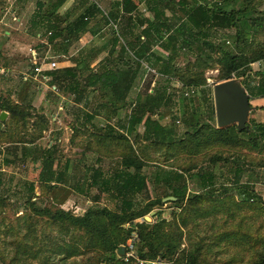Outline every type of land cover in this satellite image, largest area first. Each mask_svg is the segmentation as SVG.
Returning a JSON list of instances; mask_svg holds the SVG:
<instances>
[{
  "label": "trees",
  "instance_id": "16d2710c",
  "mask_svg": "<svg viewBox=\"0 0 264 264\" xmlns=\"http://www.w3.org/2000/svg\"><path fill=\"white\" fill-rule=\"evenodd\" d=\"M36 1L37 11L33 16V25L49 30L51 34L47 42L54 45L60 38L63 42L70 41L74 34L77 35V39L81 38L90 31V20L98 13L103 14L106 22L113 24V47L109 50V55L99 61L98 71L88 72L87 69L90 68L96 56L83 53L80 54V59L73 61V65L69 67H57L43 71L52 85H55L59 91L62 90L64 94L73 96L77 103L83 101L88 88L97 89L96 86H98L102 93L108 96L107 102L101 105L106 104L109 113L115 114L119 107L121 110L126 106L127 97L124 94L120 98L117 97L113 91L114 87H119L126 82L124 93L127 94V91L134 89L141 76L140 70L144 68L146 71L143 62H148L150 66H153L155 62L159 63L161 66L159 72L166 81L176 80L183 86L194 90L196 87L206 86L207 88L209 83L206 71L217 68L219 70L217 83L235 78L240 79L252 100L264 98V71L261 74L256 73L261 75L257 84H251L249 81L252 64L264 62V42L255 38L256 35L264 32V17H261L263 22L258 23L255 18L248 17L247 7H236L235 0H145L151 16L137 11L138 8L133 10L131 6L134 0H118L113 8L108 7L110 11L107 13L100 6L98 2L100 0H82L84 11L66 27H62L61 23L70 18L72 10L70 9L65 16L61 15L59 10L67 0ZM168 11L170 15L167 14ZM256 25L259 28L254 32L251 40L250 35ZM219 31H224V34L223 37L217 38L214 32ZM120 43V56L130 57L132 63L127 62L119 66L117 60L112 58L115 45ZM153 44L159 45L169 55L164 57L154 53ZM181 55L187 59L184 66L179 65L177 61ZM35 58L37 59L38 55ZM134 63H136V68H134ZM27 80L30 81L26 79L21 95L29 86L30 82ZM208 90L206 89L207 94L204 95L207 102V116L214 121L216 114L214 97L211 94L212 91ZM23 99L24 97L20 96V102ZM136 101V111L127 115L125 125H123L127 133H120V144L125 141L131 144L129 136L137 134L139 126L144 122V137L151 140L154 145L163 147L166 144L162 143V139L176 132L173 129L166 130L160 123V119L162 120L169 114L166 109H169L172 103L175 104V95L169 94L168 88L162 86L151 93L137 92ZM118 102L120 105H117ZM18 104L12 102L6 95H0V111H7L11 119L18 118L19 122L26 118L27 113ZM141 107H145L146 110ZM139 111L149 113L148 117L144 120L143 114ZM201 113V110L194 109L190 115L184 114L183 119L189 129L184 137L172 140L167 145L169 149L177 151L183 148L192 154H199L212 146L228 150L247 149L256 154L254 159L260 157L259 161H264L262 157L264 121L253 125L248 123L249 128L240 131L237 125L217 127L208 122V118L203 119ZM155 114H158V119L152 117ZM89 117L92 118L94 115H89ZM9 121L0 119V136L5 134L6 126L10 127L12 122L9 123ZM43 124L42 131L46 127ZM111 135H113V127L109 126L107 134L101 135L103 138L100 137V139L112 140ZM13 146L14 150L18 148L16 145ZM58 152L57 142L40 150L44 164L39 176V185L42 187L43 194H47L45 199L48 200L49 206L36 204L35 199L38 198L36 185L34 182H28L26 202L33 207V213L25 214L18 219L26 221L30 240L34 237L32 228L34 221L31 222V220L36 215L47 218L55 224L58 227L59 236H56V240L53 237L49 241L51 245L45 247L29 241H17L13 255L14 261L27 260L29 257L41 258L47 252H51L59 257L60 262L65 263L71 258L82 256L86 251L97 250L98 257L94 264L135 263L134 257L126 260L125 255L118 253L120 246H125L127 252L138 250L141 254L139 258L145 260L159 257L174 261V264H210L207 261V254L212 245L221 244L222 241H231L249 244V246H260L252 264H264V233L260 227L252 231L251 227L232 226L212 234L210 241L199 240L197 248L182 249L184 230L175 218L177 210L173 212L172 221L167 220L161 210L154 214L157 220L152 226H149L147 220L138 221L155 210L157 205L162 204L163 197L149 201L141 209L135 208L133 196L149 191V179L143 172L145 161L135 158L137 155L122 157L120 169L115 170L110 177H105L99 168L87 177L88 185H98L111 196L120 197L121 205L118 210H111L107 207H89L78 215L63 208L74 189L66 179L69 163L66 162L64 169L54 171ZM23 155H26L25 152ZM236 157L246 158V154L236 155ZM222 160L226 165L230 163L229 169L234 173L236 184H239L244 172L243 164L238 162L233 164L232 157L224 156L222 153H215L209 159L210 164L213 165ZM199 175L203 178V185L207 192L189 193L187 175L179 170L159 169L155 173V182L163 181L167 187L172 189L171 195L175 197L174 201L179 204V207H182L181 213L187 211L188 213H210L215 212L220 206L231 205L232 201L228 200V194H221L219 188H216L214 172L200 170ZM238 188H241L245 195L240 203L257 208L259 218H261L260 224L264 225L262 198L249 184L238 185ZM228 190L226 186L223 187V193H228ZM0 199L4 197L0 196ZM207 202L208 207L203 206ZM235 204H238L237 201ZM183 225L188 227V221L184 219ZM130 240H133V249H130ZM178 253L179 256L175 258ZM43 264L59 263L52 262L48 255ZM219 264L224 263L220 261Z\"/></svg>",
  "mask_w": 264,
  "mask_h": 264
},
{
  "label": "rangeland",
  "instance_id": "374dc122",
  "mask_svg": "<svg viewBox=\"0 0 264 264\" xmlns=\"http://www.w3.org/2000/svg\"><path fill=\"white\" fill-rule=\"evenodd\" d=\"M116 1L118 0H100L98 2L107 13L110 11L108 7L112 6L111 8H113ZM11 2H14L13 9L22 18L23 25L17 26L14 22H11L14 28L12 29L11 26L6 27L12 29L14 36L23 41L26 38L27 41L25 40L22 44L10 42L11 47L7 48L4 47L6 45L5 41L0 44V64H7L11 67L10 73L3 75L0 93L9 97L12 102L19 103L18 105L22 107L27 115L24 120L18 122V118L11 119L10 114H8L5 120H10L12 123L9 121V128L7 126L3 127L6 132L0 136V196L4 197V199H0V264H43L48 255H50L52 262L59 264H94L96 257H98V251L92 250L91 252L86 251L82 256L71 258L65 263L60 262L59 257L54 256L51 252H47L41 258L29 257L27 260H13L17 241H29L45 247L51 245L49 241L53 237L56 240V236H59V230L55 224H52L47 218L36 215L31 220V222L34 221L32 226L34 237L30 240L26 221L18 219L25 214L33 213V207L26 202L28 182H34L36 185V194L38 195V198L35 199L36 204L38 206H45L46 204L49 206L48 200L45 199L47 194H43L42 187L39 185V176L44 164V159L40 156V150L56 142L59 152L54 171L64 169L66 162L69 163L66 179L74 189L73 194L63 205V208L75 214L79 215L89 207H107L111 210H118L121 205L120 197L111 196L109 192L101 189L98 185H88L87 177H90L97 168L103 171L105 177H110L115 170L120 169L122 157L137 155L135 158H141L145 161L143 172L149 179V191L133 196L135 208L141 209L149 201L163 197L162 204L157 205L158 207L155 210L138 221L147 220L149 226H152L157 220L154 214L159 210L162 211L167 220L172 221L173 212L177 210L175 218L178 219L184 230L182 249L197 248L199 240L210 241V236L215 232L236 225L251 227L252 231L260 227L262 233H264V225L260 224L259 210L240 203L245 195L243 190L238 188V185L245 184L253 186L262 198V204H264V161H259L260 157L254 159L256 154L247 149L228 150L227 148L212 146L199 154H192L187 149L179 148L176 151L167 147L172 140H179L184 137L185 132L189 129L183 119L185 113L190 115L194 109H198L202 111L203 119L208 118L207 102L204 95L207 94L206 89H210L214 97V86L217 83L219 74L217 68L206 71L209 83L207 88L206 86L196 87L194 90L183 86L182 83L176 80L173 82L166 81L159 72L161 67L159 63L155 62L153 66H150L148 62H143L146 71L144 68L140 70L141 78H138L136 88L127 91L126 94L124 93L126 82L119 87H114L113 91L117 97L120 98L123 94L127 97L126 106L121 110L119 107L115 114L109 113L106 104L101 105L107 102L108 96L104 95L98 86H96L97 89L88 88L83 101L77 103L74 101L73 96L64 94L57 87L54 88L55 85H52L50 80L45 81L43 77L38 80L33 78L35 69L34 52L36 56L38 55V62L56 60L59 62V68L73 65V61H78L82 53L88 56L95 55V59H93L90 68L87 70L88 72H96L100 69L99 61L107 57L109 50L113 47V24L106 22L103 14L98 13L90 20V31L81 38L77 39V35L74 34L70 41L63 42V39L60 38L57 44L54 45L47 42L51 34L49 30L45 27L42 28V26L36 27L33 25V16L37 11V1L0 0V14H3L7 7L8 10L12 7ZM235 4L236 7H247L248 17L255 18L258 23L263 22L261 17H264V0H235ZM83 6L82 0L76 2L67 0L59 12L65 16L70 9L72 11L70 18L63 21L61 26L66 27L69 22H72L82 13L85 9ZM131 7L133 10L138 8L137 11H141L146 15H152L145 0H134ZM167 14L170 15V12L168 11ZM10 16L7 13L6 18ZM258 28V25L253 27V32L250 35L251 40ZM214 33L217 38H220L223 37L224 31ZM255 38L264 42V32L256 35ZM120 47L121 43L115 45L112 58L117 60L119 66L125 65L127 62L132 63L130 57L120 56ZM152 51L164 57L169 55L167 51L156 44L152 45ZM3 61H6V63ZM177 61L179 65L184 66L187 59L184 55H181ZM135 65L136 63H134V68H136ZM263 71L264 62H254L250 72V83L257 84ZM257 72L260 74H256ZM129 76L130 74L127 75V78ZM24 77H28L30 81H27L30 83L27 90L21 95L26 81ZM162 86L168 88L169 94L175 95V104L172 103L170 108L166 109L169 114L162 120L160 119V123L166 130L173 129L176 131L175 134L167 135L162 139V143L166 144L163 147L156 146L151 140L144 137L145 125L143 122L138 128L137 134L134 133L129 136V141L133 144H127L126 141L120 144V133H127L123 128L126 117L128 114L135 112L137 108V92L142 94L151 93ZM20 96L24 97L21 102L19 100ZM251 104L253 108L248 123L253 125L254 123L263 122L264 98L254 99ZM117 105H120V102ZM142 109L146 110L145 107ZM140 113L143 114L144 120L149 115L147 112ZM92 114L94 117L88 118ZM152 117L158 119L159 116L155 114ZM207 121L218 127L216 114L214 121L209 118ZM42 124L46 126L43 131L41 130ZM109 126L113 127V135L111 136L114 140L103 141L100 137L107 134ZM13 145L18 146V148L14 150ZM23 152L26 155H23ZM215 153L232 157L233 164H237V162L243 164L244 172L239 184H236L234 173L229 169L230 163L226 165L222 160L216 165L210 164L209 159ZM242 154H246V158L239 159L236 157V155L242 156ZM262 157H264V153ZM159 169L184 171L187 175L189 193L207 192L203 185V178L199 175L200 170L214 172L216 188H219L221 194H228V200L232 203L230 206H220L215 212L188 213L187 211L182 212V215V207H179L174 199L169 198L172 196V189L167 187L163 181L155 182V173ZM224 186L229 188L228 193H223ZM164 198L167 199L164 201ZM235 201H237V205ZM210 203L213 204L212 201ZM208 205V202L203 204L205 207H208ZM184 219L188 221V227L183 225ZM259 247L239 242L222 241L221 244L212 245L210 252L207 254V261L210 264H219L220 261L224 264H252ZM134 255L139 258L141 254L137 250L134 251ZM178 256L179 253L175 258ZM147 260L154 262V264H174V261H167L159 257ZM101 264L120 263L102 262Z\"/></svg>",
  "mask_w": 264,
  "mask_h": 264
},
{
  "label": "water",
  "instance_id": "95a60500",
  "mask_svg": "<svg viewBox=\"0 0 264 264\" xmlns=\"http://www.w3.org/2000/svg\"><path fill=\"white\" fill-rule=\"evenodd\" d=\"M214 101L218 127L237 125L238 130L249 128L248 120L252 110V99L242 86L240 79L221 81L214 86ZM7 111H1L0 119L8 117ZM175 199V197H169ZM167 198H164V201ZM126 247L120 246L118 253L125 255Z\"/></svg>",
  "mask_w": 264,
  "mask_h": 264
},
{
  "label": "crops",
  "instance_id": "0c3cea01",
  "mask_svg": "<svg viewBox=\"0 0 264 264\" xmlns=\"http://www.w3.org/2000/svg\"><path fill=\"white\" fill-rule=\"evenodd\" d=\"M9 1H12V0H9ZM13 3L14 2L10 3V5H12V7H10L9 9H12L13 11H15V15H17V17H16L17 19H13L11 12L9 13L11 16L6 18V15H7L6 13L8 11V9H7L8 7L5 9L3 14H0V38H2V40H0V44L2 42L4 43V41H5L6 45H4V47H6V48L9 46L11 47V43L22 44V42H24L25 40L27 41L26 38L23 41V40L19 39L18 37L14 36V34H13L12 29L14 27H12L11 22H14V24L17 26L23 25L22 18L18 14H16L17 11L15 9H13V7H14ZM65 8H69V7H65ZM6 26H11L12 29H9ZM8 54L10 55V53H8ZM35 57H36V54L34 52V58ZM3 62L6 63V61H3ZM10 68L11 67L7 66V64H0V84H1V80L3 79V75H7L8 73H10ZM24 78L26 80L28 77H24ZM33 78L36 79L35 77H33ZM0 95H1V93H0Z\"/></svg>",
  "mask_w": 264,
  "mask_h": 264
},
{
  "label": "built area",
  "instance_id": "2783aa9c",
  "mask_svg": "<svg viewBox=\"0 0 264 264\" xmlns=\"http://www.w3.org/2000/svg\"><path fill=\"white\" fill-rule=\"evenodd\" d=\"M11 12V15L13 17V19H17V15H15V11H13L12 9H9L7 11V13H10ZM6 13V14H7ZM34 63L36 64L35 66V69H34V77L38 80L41 75L43 77L44 80H48L49 77H47L45 74H43V71H45L46 69H54V68H57L59 67V62L56 61V60H52L50 62H46V61H43V62H38V60L35 58V61ZM28 79V78H27ZM54 88H56V86H54ZM129 246H130V249H133L134 248V243H133V240H130L129 241ZM125 257H126V260H129L131 257H134L136 258V263L135 264H154V262L152 261H149V260H145V259H141V258H137L135 255H134V252L133 250L132 251H129L125 252Z\"/></svg>",
  "mask_w": 264,
  "mask_h": 264
}]
</instances>
